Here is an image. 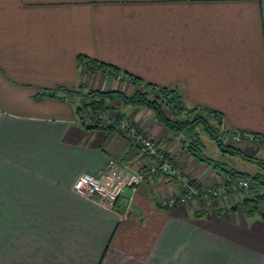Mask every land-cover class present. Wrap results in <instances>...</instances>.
I'll return each instance as SVG.
<instances>
[{
	"label": "crops",
	"instance_id": "obj_1",
	"mask_svg": "<svg viewBox=\"0 0 264 264\" xmlns=\"http://www.w3.org/2000/svg\"><path fill=\"white\" fill-rule=\"evenodd\" d=\"M131 77L219 111L225 142L264 158L263 141L229 140L264 137V0H0V264H264V214H247L243 192L163 207L179 182L153 173L133 188L148 157L118 130L79 123L68 91H131ZM123 110L197 181L230 178L148 107ZM199 137L204 153L212 139ZM83 172L120 176L117 197L78 193Z\"/></svg>",
	"mask_w": 264,
	"mask_h": 264
},
{
	"label": "trees",
	"instance_id": "obj_2",
	"mask_svg": "<svg viewBox=\"0 0 264 264\" xmlns=\"http://www.w3.org/2000/svg\"><path fill=\"white\" fill-rule=\"evenodd\" d=\"M81 62L87 64L88 68L103 67L105 71L117 76L119 69L111 64L98 62L96 59H87L82 57ZM98 65V66H97ZM127 76V75H125ZM134 85L133 90L125 91L122 89L100 90L85 88L83 85L78 90L68 91L66 94L76 101L80 99L78 111L84 108L106 109V101L111 99L120 100L122 105L146 106L154 112L156 119L165 124L170 131L181 136L183 142H188L189 146L199 156L201 160L219 166L221 171L229 174L228 179L234 180L238 177L251 179L253 183L258 184L257 195L255 197L245 196L242 200L243 207L248 215L264 214V158L248 155L235 145H229L225 142L224 135L227 132L223 129V117L219 111L203 107H190L186 104L183 95L174 89L158 87L152 83L143 82L138 77H131ZM52 93V92H50ZM125 112L118 113V116H124ZM85 124V123H84ZM87 128H105L109 131L117 130L118 122L105 124L102 121H95ZM199 127L206 133L223 152L238 154L245 160L257 165L258 169L254 172L235 169L221 161L215 160L203 153V143L199 137ZM257 135V134H256ZM202 145H201V144ZM197 150H199L197 152ZM156 173H162L160 171ZM167 175V174H165ZM169 176V175H167Z\"/></svg>",
	"mask_w": 264,
	"mask_h": 264
},
{
	"label": "built area",
	"instance_id": "obj_3",
	"mask_svg": "<svg viewBox=\"0 0 264 264\" xmlns=\"http://www.w3.org/2000/svg\"><path fill=\"white\" fill-rule=\"evenodd\" d=\"M117 77L123 79L126 76L124 73H119ZM92 114L87 113L84 117L81 116L79 120L84 122L88 117L89 120H92ZM99 117L103 116L96 113L94 118L99 119ZM118 131L126 134L131 142L138 146L148 157L147 170L134 173L129 180V184L132 187L141 183L146 174H153L158 171L174 177L179 182L180 190L178 193L160 199V205L163 207L172 206L176 203H187L194 197H222L240 189L249 197L257 195L260 186L258 184L255 185L251 179L246 177H238L234 180L226 178L207 185L201 184L192 176L185 173L182 167L158 145L155 138L147 134L138 123L128 117L120 119ZM243 139L264 142V137L247 131H233L229 136L231 142H239ZM118 183L115 184L111 175L101 178L90 172H83L76 179L74 188L78 193L86 196L102 195L115 199L121 190V186Z\"/></svg>",
	"mask_w": 264,
	"mask_h": 264
},
{
	"label": "rangeland",
	"instance_id": "obj_4",
	"mask_svg": "<svg viewBox=\"0 0 264 264\" xmlns=\"http://www.w3.org/2000/svg\"><path fill=\"white\" fill-rule=\"evenodd\" d=\"M119 80H123V79H120V78H118ZM93 89V88H92ZM77 101H80V99L79 100H77ZM77 104H79V102H77ZM105 104H107L106 105V109H102L101 110V108H90V109H86V108H82L80 111H79V115H78V117L79 118H81V116L82 117H84L85 115H87V113H93L92 115H91V118H92V120H89V117L87 118V120L86 121H84V122H81L80 120H79V118H78V121H79V123H81V124H84L85 126L86 125H90V124H92L93 122H95V121H97V120H99V121H102L103 123H105V124H109V123H112V122H118V125H119V121H120V119H122L123 117H128V116H126V114L124 115V116H118V113H120V112H124V108H125V106H127V105H122L121 104V102H120V100H118V99H116V100H114V99H111V100H107L106 101V103ZM78 107V106H77ZM96 113H98V114H101L103 117H99V119H95L94 117L96 116ZM90 118V119H91ZM129 118V117H128ZM117 130H118V127H117ZM199 132L200 133H202V134H205L204 132H203V130L199 127ZM206 141L208 142V144L205 146V148H204V153L205 154H208V155H210L212 158H214V159H216V160H222V159H224L225 157L222 155V151H221V149H219V147L217 146V144H215L212 140H209L208 138H206ZM164 150V149H163ZM167 153V152H166ZM248 153V152H247ZM144 154V153H143ZM145 155V154H144ZM174 159V158H173ZM175 160V159H174ZM176 161V160H175ZM231 161L232 160H230L229 159V162L231 163ZM177 162V161H176ZM178 163V162H177ZM232 163L234 164V165H236V167H239V166H241V164L239 163V161H237V160H233L232 161ZM179 164V163H178ZM180 165V164H179ZM180 167H181V165H180ZM258 169V168H257ZM147 170V169H146ZM145 170V171H146ZM106 175H111L112 177H113V179H114V182H115V184H117L118 183V181H120L118 184L119 185H123V184H121L122 183V181H121V179H120V176H118V175H115V174H111V173H106L105 175H104V177L106 176ZM191 176V175H190ZM143 181H144V179H143ZM142 181V182H143ZM201 184H203L202 182H200ZM140 184V183H139ZM211 184V183H210ZM138 185V184H137ZM137 185L135 186V187H133V188H136L137 187ZM238 191H241V192H243V194L245 195V196H247L246 195V193L242 190V189H240V190H238ZM108 197V196H107ZM210 197V196H209ZM213 197H215V196H213ZM217 197V196H216ZM223 197V196H222ZM110 198V197H109ZM217 198H221V196H218ZM188 202H190V201H188ZM187 202V203H188Z\"/></svg>",
	"mask_w": 264,
	"mask_h": 264
}]
</instances>
